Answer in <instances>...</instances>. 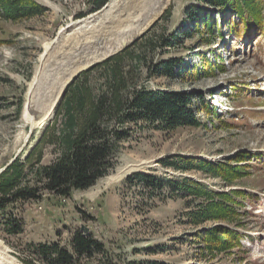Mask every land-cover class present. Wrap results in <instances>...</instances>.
<instances>
[{"label":"rangeland","instance_id":"rangeland-1","mask_svg":"<svg viewBox=\"0 0 264 264\" xmlns=\"http://www.w3.org/2000/svg\"><path fill=\"white\" fill-rule=\"evenodd\" d=\"M32 1L43 6L44 12L17 19L0 12V173L15 159L24 160L48 127L60 125L57 109L61 100L44 125L26 123L25 96L46 44L71 20L95 12L94 0ZM204 7L213 15L211 33L206 26L194 30L195 22L188 13L191 8ZM159 35L168 41L177 35L178 40L172 45L160 40L148 52V66L142 68L141 79L154 90L195 94L192 107H201L198 123L171 131L142 122L131 125L132 137L117 155L115 168L92 187L73 190L68 196L42 191L38 199L9 204L6 213L21 218L23 230L8 233L7 214L0 212V252L6 257L27 264L23 258H33L26 250L29 243L57 241L72 250L71 237L80 229L105 244L103 253L84 257L80 264H264V29L247 31L236 14L224 16L218 5L171 0L130 45H142L150 36L158 41ZM170 58L180 59L184 71L195 68L196 72L183 73L176 68L174 77L152 76L158 65ZM95 74L94 70L92 77ZM39 148L43 164L57 156L47 142ZM177 155L230 164L240 173L216 176L161 163ZM32 159L35 161L36 155ZM138 172L163 180L189 177L214 191L239 189L247 194L236 195L231 216L195 225L188 213L205 207L210 200L191 195L165 197L169 188L160 192L140 183L133 177ZM216 226L240 231L242 246H210L200 235ZM33 262L44 264L37 258Z\"/></svg>","mask_w":264,"mask_h":264},{"label":"trees","instance_id":"trees-1","mask_svg":"<svg viewBox=\"0 0 264 264\" xmlns=\"http://www.w3.org/2000/svg\"><path fill=\"white\" fill-rule=\"evenodd\" d=\"M107 1L94 0L92 11L100 9ZM199 1L204 6H220V12L224 16L236 14L238 22L243 24L247 31L254 27L264 29V0ZM1 10L7 17L17 19L39 15L45 8L32 0H0V12ZM188 13L195 22L194 30L206 26L209 33L213 31L215 24L213 25V15L208 7L191 8ZM157 40L153 36L146 37L142 45H129L75 77L66 88L57 109L60 125L48 127L38 145L24 160L15 159L0 173V212L5 214L6 207L12 202L38 199L42 191L68 196L73 190L92 187L115 168L117 155L123 149L124 143L132 137L131 125L142 122L163 131H171L180 126L198 123L196 116L201 107H192L195 94L154 90L141 79L142 68L148 66V52L152 51L160 40L163 44L172 45L178 40V36L174 35L172 40L168 41L159 35ZM158 66L152 76L164 74L174 77L176 68L179 72L184 71L182 61L177 58L163 60ZM94 70L96 74L92 77ZM187 72L193 74L196 69H188L183 73ZM205 108L210 112L209 105H205ZM42 142H47L57 153L55 159L48 164L41 163L43 155L39 146ZM34 155L35 161L32 159ZM161 163L178 170H205L216 176H234L240 173L238 168L230 164L214 163L195 157L177 155L164 158ZM133 177L160 192L169 188V195L165 197L191 195L194 199L202 196L210 200L205 207L188 213L190 222L195 225L206 220L231 216L236 210L235 205L232 206L231 203L237 202L236 195L247 194L239 189L228 192L214 191L189 177L163 180L142 172ZM189 204L188 202V206ZM6 214L7 232L21 233L22 219L13 213ZM240 235V231L231 227L216 226L204 231L200 236H204L210 246L220 249L233 245L242 246ZM70 243L72 250L57 241L29 243L26 250L33 258L23 259L27 264H34V258L44 264H80L84 257L92 258L96 253L105 251L102 241L92 235L86 236L80 229L73 233Z\"/></svg>","mask_w":264,"mask_h":264},{"label":"bare ground","instance_id":"bare-ground-1","mask_svg":"<svg viewBox=\"0 0 264 264\" xmlns=\"http://www.w3.org/2000/svg\"><path fill=\"white\" fill-rule=\"evenodd\" d=\"M171 0H108L99 10L73 19L45 46L27 91L23 117L32 127L52 118L78 72L131 43ZM111 178V177H109ZM0 264H18L0 252Z\"/></svg>","mask_w":264,"mask_h":264},{"label":"water","instance_id":"water-1","mask_svg":"<svg viewBox=\"0 0 264 264\" xmlns=\"http://www.w3.org/2000/svg\"><path fill=\"white\" fill-rule=\"evenodd\" d=\"M136 39H134L131 43H129L128 45H130V44H132L134 41H135ZM128 45H126L125 47H127ZM124 47V48H125ZM124 48H122V49H124ZM120 51V50H119ZM119 51H117L116 53H118ZM116 53H114V54H116ZM114 54H112V55H114ZM112 55H110V56H112ZM109 56V57H110ZM96 64V63H95ZM95 64H93V66L95 65ZM91 67H92V65H91ZM78 75V74H77ZM77 75L75 76V77H77ZM75 77L68 83V85L75 79ZM68 85L66 86V88L68 87ZM66 88H65V90H66ZM65 90H64V92H65ZM64 92H63V94H64ZM63 94H62V96H63ZM62 98V97H61ZM61 100V99H60ZM60 102V101H59ZM59 104V103H58ZM85 235L87 236V235H89V233H85Z\"/></svg>","mask_w":264,"mask_h":264}]
</instances>
